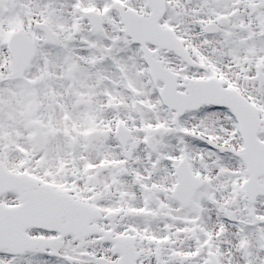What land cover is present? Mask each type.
I'll return each mask as SVG.
<instances>
[{"label": "snow or ice", "instance_id": "obj_1", "mask_svg": "<svg viewBox=\"0 0 264 264\" xmlns=\"http://www.w3.org/2000/svg\"><path fill=\"white\" fill-rule=\"evenodd\" d=\"M0 264H264V0H0Z\"/></svg>", "mask_w": 264, "mask_h": 264}]
</instances>
